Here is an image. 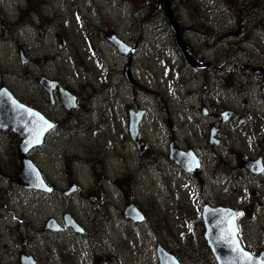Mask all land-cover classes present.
Returning a JSON list of instances; mask_svg holds the SVG:
<instances>
[{"label":"rangeland","instance_id":"1","mask_svg":"<svg viewBox=\"0 0 264 264\" xmlns=\"http://www.w3.org/2000/svg\"><path fill=\"white\" fill-rule=\"evenodd\" d=\"M170 2L199 61L217 62L222 75L231 77L248 76L232 69L234 62L264 65V0ZM156 4L0 0V86L55 123L44 144L28 154L52 193L16 183L19 140L10 130L0 131V264H20L22 253L39 264H158L157 245L180 264H215L197 256L201 244L188 222L197 217L201 195L221 192L231 194L235 204L236 198L251 204L252 239L264 242V188L257 181H241L226 169L200 187L199 176L190 179L168 159L173 139L180 149L191 148L208 170L210 149L207 120L198 111L203 80L179 58ZM111 33L136 52L121 56L105 41ZM128 65L132 82L125 76ZM41 76L77 95V108L64 110L56 94L50 106L37 82ZM136 108L145 110L139 126L143 148L128 135L127 111ZM224 132L235 139L232 129ZM245 144L246 153L254 152ZM242 194L250 197L243 200ZM129 203L144 214L143 222L124 217ZM64 214L83 232L65 227ZM50 218L63 229H45Z\"/></svg>","mask_w":264,"mask_h":264},{"label":"flooded vegetation","instance_id":"2","mask_svg":"<svg viewBox=\"0 0 264 264\" xmlns=\"http://www.w3.org/2000/svg\"><path fill=\"white\" fill-rule=\"evenodd\" d=\"M183 32L184 30H180V35L188 47V52L191 56H194V59L199 61ZM169 35L173 37V33H169ZM173 47L177 51L176 45L173 44ZM177 53L179 58L182 57L179 51ZM203 64L206 65L193 68L185 62V67L197 73L203 80L202 92L198 95L201 101L198 111L207 120L205 140L206 148L210 149V153L207 156L205 167H208V170L203 167V161L199 158V168L193 173H185V175L190 179L199 176L200 180H197L196 183L201 187L206 186L205 181L218 180L226 169H230V172L238 174L241 181H257L259 183L258 187L264 188V65H259L257 61H252L250 64L244 63L243 65L234 62L231 65L232 69L240 72L243 70V73H248V76L231 77L222 75L223 67L217 62L205 61ZM202 93L205 95L204 98ZM45 94L49 105L53 106L50 104L47 93ZM231 95L233 98H231ZM76 99L78 101L77 95ZM232 101L235 104L231 103ZM226 127L236 132L235 139H231L225 134L224 129ZM129 138L131 139L130 136ZM137 139L141 142L140 145H136L137 148H143L145 142L139 139V134ZM131 141L133 140L131 139ZM246 141L249 142L248 148L251 151L254 150V152H245ZM133 142L136 144V140ZM171 143L180 148L176 146L175 140L172 139ZM183 150H191V148ZM239 171H242L244 176H240ZM239 197L244 200L245 197H250V195L242 194ZM236 199L239 204L233 203L231 194H225V192H221L220 195L215 197L204 198L201 195L198 198L197 217L194 220L191 219L188 224L191 229L196 230L198 235L197 244H201V246L198 248L197 256L202 260H216L215 248H211L208 245L207 238H205L206 229L202 219V208L205 206L243 213L235 221L240 229L239 235L236 237L240 251H232L231 248L236 245L232 246L224 242L225 244L220 247L223 256L227 258L241 257L244 256L242 251L253 257L264 253V242L259 243L253 240L251 236L250 229L255 224L254 220L256 219L251 217L253 214L251 204ZM247 201L250 202L251 200L247 199ZM213 225L217 226L220 223L215 221ZM213 232L215 233V231Z\"/></svg>","mask_w":264,"mask_h":264},{"label":"water","instance_id":"3","mask_svg":"<svg viewBox=\"0 0 264 264\" xmlns=\"http://www.w3.org/2000/svg\"><path fill=\"white\" fill-rule=\"evenodd\" d=\"M160 4L163 5V10L166 15V18L171 25L172 30L174 31L176 44L179 50L183 53L185 59L189 64L194 67L200 66L199 62L192 60L187 53V46L181 39L179 30V23L177 19L173 16L171 10L170 0H158V7ZM105 40L108 41L111 45H113L116 50L123 55H130L135 51V48L126 44L123 40H121L116 34H109L105 36ZM24 57L21 55V64H24ZM206 65V64H203ZM126 78L130 81L128 75V67L125 72ZM39 84L42 88L48 93L50 96L51 103H53L52 92L57 91L59 94V99L61 104L66 109H72L76 107V97L71 94L67 89L61 87L59 82L55 80H50L45 77H42L39 80ZM3 93H7V96H3ZM16 101L17 104H23L19 102L11 92L5 88L4 86L0 87V130L11 129V131L16 135L19 139L18 150H19V158L21 162V168L18 171V180L17 184L25 188H33L40 191L50 192L47 189H52L48 186L38 169V167L34 164L32 160L27 157L28 152L34 147L40 146L43 141L45 134L51 129H45L43 134L40 137V143L31 146L27 150L25 149V143L28 139H30L28 135V128L25 127L24 122L29 118L27 116H23V118H19V110L15 109L11 103V101ZM25 109H31L33 112L37 113V116L34 118L36 122L37 128L47 121L48 123H53L47 119L42 113L39 111L28 107L23 104ZM144 111L138 110L134 112L133 110L129 111V133L132 139H136L138 134V124L142 120ZM224 116V115H223ZM139 145V142L137 143ZM184 155L181 156L180 154ZM169 158L173 160L178 166H180L184 171L192 173L199 167V159L194 155L192 151H181L173 144L170 145V154ZM75 187L73 186L70 190L65 193L74 191ZM230 211L224 208H210L208 206L203 207L202 210V219L205 224V238H207L208 245L211 248H215L214 253L216 254V263L217 264H258V261L264 259V253H262L259 257H254L253 261H248L244 256L237 258H227L222 255V251L220 249L221 245L225 243H217V236L222 235L226 232V229L229 225L225 224L224 221L229 219L228 213ZM124 216L126 218L132 219L135 222H140L143 220V215L139 210L133 205L130 204L124 209ZM65 226H71L74 230L81 232V229L75 224L72 218L65 214L64 217ZM219 222L220 225L214 226L213 222ZM45 228L52 231H60L62 228L59 226L54 219H49L46 222ZM215 231V233L213 232ZM227 244H231V242H226ZM244 254V253H243ZM156 255L159 261V264H179L178 261L171 254L167 253L163 248L159 245L156 248ZM21 264H37V262L33 259L32 256L22 254L20 257ZM99 264H106L105 262H100Z\"/></svg>","mask_w":264,"mask_h":264},{"label":"snow or ice","instance_id":"4","mask_svg":"<svg viewBox=\"0 0 264 264\" xmlns=\"http://www.w3.org/2000/svg\"><path fill=\"white\" fill-rule=\"evenodd\" d=\"M79 19V18H78ZM3 96H7V93H3ZM13 107L15 109L19 110V118H23V116H27L29 119L24 122L25 127L28 128V135L30 139H28L25 143V149L27 150L31 146H34L35 144H39L40 137L43 134V131L45 129H50L53 127L52 124L48 123L47 121H44L42 125H40L38 128L36 126V122L34 118L37 116V113L33 112L31 109H25L23 104H17L16 101H11ZM181 156L184 154L181 153ZM48 191H52V189H47ZM242 212H234L230 211L228 213L229 219H226L224 221L225 224L229 225V227L226 229V232L222 235L217 236V243L222 242H231V244L236 245L235 247H232L231 250L234 252H239L240 249L238 247V242L236 240V237L239 235V225L235 222L236 218L239 216H242ZM245 259L248 261H253L254 257L252 255H249L248 253L243 254ZM258 264H264V259H261L258 261Z\"/></svg>","mask_w":264,"mask_h":264},{"label":"bare ground","instance_id":"5","mask_svg":"<svg viewBox=\"0 0 264 264\" xmlns=\"http://www.w3.org/2000/svg\"><path fill=\"white\" fill-rule=\"evenodd\" d=\"M52 58H56V59L59 58V52L53 53ZM108 182H109L110 186H114L116 184V181L113 182V181L109 180Z\"/></svg>","mask_w":264,"mask_h":264},{"label":"trees","instance_id":"6","mask_svg":"<svg viewBox=\"0 0 264 264\" xmlns=\"http://www.w3.org/2000/svg\"><path fill=\"white\" fill-rule=\"evenodd\" d=\"M161 14L163 15V13L161 12Z\"/></svg>","mask_w":264,"mask_h":264}]
</instances>
